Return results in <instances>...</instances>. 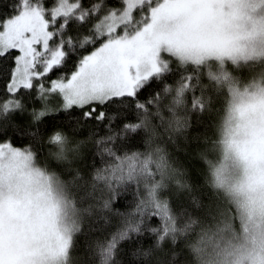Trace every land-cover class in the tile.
Wrapping results in <instances>:
<instances>
[{
	"label": "snow or ice",
	"instance_id": "6c2138e0",
	"mask_svg": "<svg viewBox=\"0 0 264 264\" xmlns=\"http://www.w3.org/2000/svg\"><path fill=\"white\" fill-rule=\"evenodd\" d=\"M0 264H264V0H0Z\"/></svg>",
	"mask_w": 264,
	"mask_h": 264
}]
</instances>
